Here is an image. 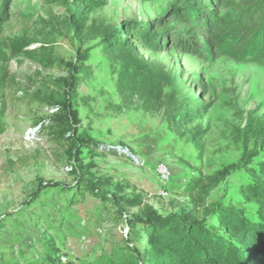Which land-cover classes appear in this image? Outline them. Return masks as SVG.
I'll use <instances>...</instances> for the list:
<instances>
[{
	"label": "rangeland",
	"instance_id": "rangeland-1",
	"mask_svg": "<svg viewBox=\"0 0 264 264\" xmlns=\"http://www.w3.org/2000/svg\"><path fill=\"white\" fill-rule=\"evenodd\" d=\"M61 1L10 0L8 21L0 26V39L24 36L43 42L49 34L55 58L50 68L24 57L13 61L9 71L15 85L0 92V109L4 108L0 125V253L5 261H33L44 252L49 239L72 260L92 259L101 250L108 252L112 243L125 235V223L116 222L113 211L102 210L89 197L85 204L69 208L70 195L52 189L46 195L43 191L32 206L27 205L41 182L62 186L75 182L70 174L68 142L55 139L50 129L55 112L50 102L52 95L62 94L58 80L67 76L58 61L75 62L79 51L86 54L87 61L85 73L79 76L77 107L83 130L101 145L94 160L100 174L130 185L128 196L143 195L146 204L164 215L188 205L185 186L189 182L221 174V184L208 197V208L235 209L256 218L257 206L244 200L240 189L251 183V172L264 160V148L243 165L242 133L249 117L264 115V66L227 57L206 61L175 48L163 53L135 52L137 60L164 70L170 81L180 82L210 106L200 121L178 133L166 122L164 108L146 105L140 94L118 89L119 53L106 54L96 47L106 30L125 20L163 15L172 0H102L97 7H87L88 13L78 25L70 24ZM216 8L220 14H234ZM169 91L167 86L165 95ZM196 128L207 131L201 159L191 141ZM249 148H254L252 143ZM160 166L168 169V179L159 174ZM133 212L126 210L127 215ZM210 224L216 220L211 218Z\"/></svg>",
	"mask_w": 264,
	"mask_h": 264
},
{
	"label": "trees",
	"instance_id": "trees-1",
	"mask_svg": "<svg viewBox=\"0 0 264 264\" xmlns=\"http://www.w3.org/2000/svg\"><path fill=\"white\" fill-rule=\"evenodd\" d=\"M9 4L10 0H0V26L8 21ZM101 4L102 0L60 2L71 25L84 19L88 6ZM216 7L234 14H220ZM35 44L39 46L32 48ZM53 46L49 34L43 42L24 36L1 38L0 92L15 85L9 66L20 57L44 68L53 67ZM96 47H102L106 54L119 53L122 70L118 89L140 94L146 105L164 108L170 129L180 133L200 121L210 106L190 94L180 82L170 81L164 70L137 60L135 52L163 53L175 48L206 61L227 57L264 66V0H172L163 15L150 20H125L106 30ZM86 61L87 56L81 51L75 62L58 61L67 76L58 80L62 94L55 93L50 102L55 109L50 129L55 139L68 142L70 174L75 182L70 186L41 182L27 205L32 206L43 191L46 195L48 190L60 189L70 195L69 208L85 204L89 197L102 210L113 211L115 221L124 222L128 230L121 240L112 243L108 252L101 250L92 259L72 260L64 248L49 239L44 252L26 264H264V160L251 172V183L240 189L243 199L257 206L256 218L235 209L208 208V197L221 184V174L189 182L185 186L188 205L167 215L146 204L141 194L128 196L130 185L115 182L97 171L95 150L101 145L82 127L77 97L82 82L79 76L85 73ZM167 86L170 91L165 95ZM3 117L4 108L0 109V125ZM206 136L207 131L201 128L191 132L199 159ZM242 138L244 165L258 156L255 151L264 148V115L247 119ZM251 143L253 149L249 148ZM128 209L135 212L127 215ZM211 218L216 224H210ZM64 258L67 262H63ZM0 264L16 263L5 261L0 253Z\"/></svg>",
	"mask_w": 264,
	"mask_h": 264
},
{
	"label": "bare ground",
	"instance_id": "bare-ground-1",
	"mask_svg": "<svg viewBox=\"0 0 264 264\" xmlns=\"http://www.w3.org/2000/svg\"><path fill=\"white\" fill-rule=\"evenodd\" d=\"M32 135V134H31ZM158 172H159V174L161 175V177L164 179V177H165V180L166 179H168V177H169V171H168V169L166 168V167H164V166H160V169L158 170ZM167 174V175H166ZM170 181V180H169ZM125 234L127 233V228H125Z\"/></svg>",
	"mask_w": 264,
	"mask_h": 264
},
{
	"label": "built area",
	"instance_id": "built-area-1",
	"mask_svg": "<svg viewBox=\"0 0 264 264\" xmlns=\"http://www.w3.org/2000/svg\"><path fill=\"white\" fill-rule=\"evenodd\" d=\"M167 175V174H166ZM164 180H165V177H164Z\"/></svg>",
	"mask_w": 264,
	"mask_h": 264
}]
</instances>
